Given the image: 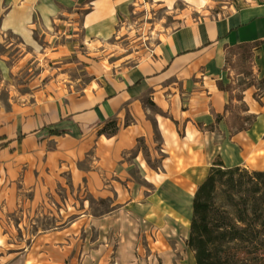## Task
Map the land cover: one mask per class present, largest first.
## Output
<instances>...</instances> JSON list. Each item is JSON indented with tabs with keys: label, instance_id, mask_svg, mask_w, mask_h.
<instances>
[{
	"label": "crops",
	"instance_id": "crops-1",
	"mask_svg": "<svg viewBox=\"0 0 264 264\" xmlns=\"http://www.w3.org/2000/svg\"><path fill=\"white\" fill-rule=\"evenodd\" d=\"M130 1L92 0L84 13L75 6L69 14L81 17L95 47L116 32ZM156 1H183L202 15H180L186 20L131 66L85 60L84 85L38 75L29 96L10 90L8 109H0L3 264H27L30 256L35 264H153L168 258L183 200H193L217 157L227 167L264 170V85L243 91L256 120L232 132L229 92L217 84L231 81L228 48L246 41H263L252 65L264 79V0ZM68 3L0 0V41L8 33L20 39L6 46L20 53L14 69L26 67L21 50L38 43V30L49 41ZM6 60L0 55V65ZM112 118L117 133H100ZM86 196L107 200L109 209H94ZM46 215L50 227L39 222Z\"/></svg>",
	"mask_w": 264,
	"mask_h": 264
},
{
	"label": "rangeland",
	"instance_id": "rangeland-1",
	"mask_svg": "<svg viewBox=\"0 0 264 264\" xmlns=\"http://www.w3.org/2000/svg\"><path fill=\"white\" fill-rule=\"evenodd\" d=\"M91 1L70 0L66 10L59 16L60 20H62L58 21L60 25L53 26L50 30L52 37L48 42L45 43L44 40L40 39L41 31L38 30L36 36L38 43L22 47L21 54L25 53L26 55V67L24 69L19 70V66L16 69L13 68V56L16 55L18 57L20 54L18 50L13 51L6 48L9 43L20 44V39L16 35L8 33L5 36V41H0V55L7 59L0 65V109H8L10 90L14 94L13 96L18 95L20 92L29 96L34 85L31 82L38 75H40L39 79L45 78L46 80L54 75H60L67 80L76 81L77 86H80V84L84 85L89 79L88 72L85 69V60H104L106 64L131 66L142 57L143 52L153 49L163 34L181 25L186 20L182 17L183 15L186 16L191 11L194 17L202 15L190 10L191 8L183 1H178L174 5L162 6L156 0H131L130 3L123 6L119 13L116 32L106 41L103 42L102 40L101 45L95 42L96 46L93 47L89 44L86 32L82 30L81 17H77V14L72 17L69 14L74 13L73 8L75 6L80 7L78 13H84ZM217 10V7L212 9V13ZM60 46L63 48L58 52V47ZM98 47H101V51L98 50ZM229 58L230 62L227 68H229V76L235 87V94H238L247 79L243 75L238 74L241 67L238 66L234 53H230ZM258 85L262 86V84ZM236 103L242 108V103ZM86 199H88L94 209L106 211L110 207L107 200H99L92 196H86ZM192 201L191 196H187L183 200V222H181V227H177L172 233L174 243L169 250L168 258L165 257V259L160 261L156 260L153 264H196L194 254L186 244L189 238L186 235L187 231L188 234L190 233V221L193 216ZM10 219L15 222L18 219V215H14ZM3 220L4 218L0 215V223ZM39 222H42L44 227H50V215L41 217ZM127 222L129 221L127 220ZM183 226L187 229L184 230ZM13 233L18 237L19 233L15 228ZM121 237L125 239V234ZM5 247H3V244L0 245V251ZM5 250L3 253H5ZM50 256L51 254L45 258L48 259ZM28 259L27 264L36 263L33 257L30 256ZM4 261L1 258L0 264H3ZM118 262L119 264H129L128 261L124 263V261L119 260Z\"/></svg>",
	"mask_w": 264,
	"mask_h": 264
},
{
	"label": "trees",
	"instance_id": "trees-1",
	"mask_svg": "<svg viewBox=\"0 0 264 264\" xmlns=\"http://www.w3.org/2000/svg\"><path fill=\"white\" fill-rule=\"evenodd\" d=\"M262 43L246 41L228 48L227 63L229 54L234 53L241 67L238 74L247 79L238 94L232 80L217 81L219 89L229 92L225 114L232 132L248 130L256 120V115L248 113L243 91L264 85V79L258 81L254 76L252 65L254 49ZM236 102L242 103V108ZM118 130L117 120L112 118L100 133L113 136ZM192 210L186 244L196 264H264V170L227 167L217 157L195 191Z\"/></svg>",
	"mask_w": 264,
	"mask_h": 264
},
{
	"label": "bare ground",
	"instance_id": "bare-ground-1",
	"mask_svg": "<svg viewBox=\"0 0 264 264\" xmlns=\"http://www.w3.org/2000/svg\"><path fill=\"white\" fill-rule=\"evenodd\" d=\"M190 224H191V221H190ZM184 227V226H183ZM187 228H185L184 227V230H186ZM185 232V231H184ZM189 236V234H188V231H187V235H186V237H188Z\"/></svg>",
	"mask_w": 264,
	"mask_h": 264
}]
</instances>
